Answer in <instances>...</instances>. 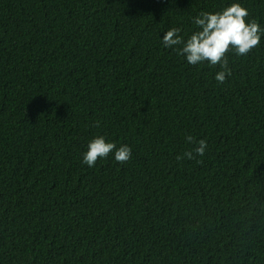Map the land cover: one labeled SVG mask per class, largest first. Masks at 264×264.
Wrapping results in <instances>:
<instances>
[{
    "label": "trees",
    "instance_id": "1",
    "mask_svg": "<svg viewBox=\"0 0 264 264\" xmlns=\"http://www.w3.org/2000/svg\"><path fill=\"white\" fill-rule=\"evenodd\" d=\"M0 264H264V0H0Z\"/></svg>",
    "mask_w": 264,
    "mask_h": 264
}]
</instances>
